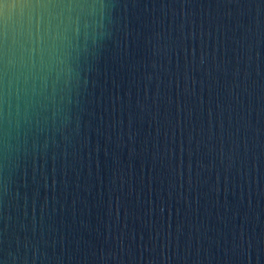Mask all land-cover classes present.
Instances as JSON below:
<instances>
[{
    "label": "water",
    "instance_id": "water-1",
    "mask_svg": "<svg viewBox=\"0 0 264 264\" xmlns=\"http://www.w3.org/2000/svg\"><path fill=\"white\" fill-rule=\"evenodd\" d=\"M53 121L15 119L0 264H264V0H111Z\"/></svg>",
    "mask_w": 264,
    "mask_h": 264
},
{
    "label": "clouds",
    "instance_id": "clouds-1",
    "mask_svg": "<svg viewBox=\"0 0 264 264\" xmlns=\"http://www.w3.org/2000/svg\"><path fill=\"white\" fill-rule=\"evenodd\" d=\"M111 13V0H0V182L12 150L2 126L55 120Z\"/></svg>",
    "mask_w": 264,
    "mask_h": 264
}]
</instances>
